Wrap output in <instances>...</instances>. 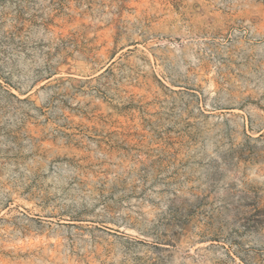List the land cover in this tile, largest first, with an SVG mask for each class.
Wrapping results in <instances>:
<instances>
[{"label": "rangeland", "instance_id": "rangeland-1", "mask_svg": "<svg viewBox=\"0 0 264 264\" xmlns=\"http://www.w3.org/2000/svg\"><path fill=\"white\" fill-rule=\"evenodd\" d=\"M0 264H264V0H0Z\"/></svg>", "mask_w": 264, "mask_h": 264}]
</instances>
